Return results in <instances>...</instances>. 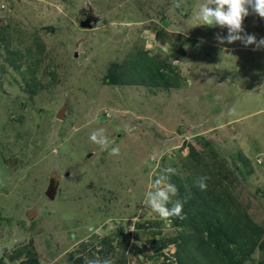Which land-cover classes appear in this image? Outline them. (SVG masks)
I'll return each mask as SVG.
<instances>
[{
  "label": "rangeland",
  "instance_id": "374dc122",
  "mask_svg": "<svg viewBox=\"0 0 264 264\" xmlns=\"http://www.w3.org/2000/svg\"><path fill=\"white\" fill-rule=\"evenodd\" d=\"M200 2L0 0V264H264V90L247 47L192 22ZM243 28L264 37L254 14ZM139 55L175 87L124 84ZM167 167L183 219L144 204Z\"/></svg>",
  "mask_w": 264,
  "mask_h": 264
},
{
  "label": "clouds",
  "instance_id": "9594fccd",
  "mask_svg": "<svg viewBox=\"0 0 264 264\" xmlns=\"http://www.w3.org/2000/svg\"><path fill=\"white\" fill-rule=\"evenodd\" d=\"M176 8H180L181 0H173ZM251 9V13L249 11ZM250 14H254L261 19H264V0H201L197 5L196 10L192 15V22L198 25H207L210 27L219 26L227 29V36L217 35L216 39L219 43H234L241 42L245 47L254 46L253 50L264 48V37L259 40L254 34H249L243 28L244 19ZM259 89L264 90V85H260ZM89 139L94 144L98 145L102 151H107L110 146V141L104 135V129H99L91 133ZM120 154L119 147H112L109 155L118 156ZM175 174V169L167 167L162 174L156 177L149 190L145 194L144 204L156 213L161 219H169L177 217L183 219V203L180 200L173 201L178 193L177 187L170 183V175ZM210 177L203 175L198 177L194 184L200 191L207 190V181ZM50 184V183H49ZM52 184V182H51ZM55 184L51 185L53 189V200L55 194ZM57 191V190H56ZM171 204V207L168 205ZM135 220H133L132 231ZM85 264H112L110 259L101 260L99 257L91 260H85Z\"/></svg>",
  "mask_w": 264,
  "mask_h": 264
},
{
  "label": "trees",
  "instance_id": "16d2710c",
  "mask_svg": "<svg viewBox=\"0 0 264 264\" xmlns=\"http://www.w3.org/2000/svg\"><path fill=\"white\" fill-rule=\"evenodd\" d=\"M147 57H142L139 55L137 57H133L130 62H128L123 69L125 70V75L127 76V79L124 84H131V85H142L147 88H155L157 90H168L170 87H175V82L173 83L171 80H175L173 76H170L168 74L169 70H163L162 72L156 73V75H153L156 77V81L150 80L149 72H151V64L147 65ZM156 65L153 67V69H156ZM167 69L168 66H167ZM112 78V77H110ZM115 79V78H113ZM104 83H107V79H103ZM180 195H183V192H179ZM213 201H215L213 199ZM171 207V206H169ZM213 208V207H212ZM183 214V213H182ZM183 215L187 216V213H184ZM174 218V217H171ZM204 218H202L203 221ZM192 223L197 224L199 223V219L194 217L189 218ZM217 223L220 226L226 227L227 226V220L225 218H220V220L217 219ZM264 243H262V246Z\"/></svg>",
  "mask_w": 264,
  "mask_h": 264
},
{
  "label": "crops",
  "instance_id": "0c3cea01",
  "mask_svg": "<svg viewBox=\"0 0 264 264\" xmlns=\"http://www.w3.org/2000/svg\"><path fill=\"white\" fill-rule=\"evenodd\" d=\"M258 39H260L259 36H258ZM231 44H233V43H231ZM253 47L254 46H249V47L246 48L247 49L246 51H248V54L250 56L252 55V57L250 58L251 61L250 60H248V61L245 60L244 61V65H246V62L248 63V65L251 64L250 65V74L251 75L250 76H246L244 78V80H243L246 83L245 85H246L247 89L248 88L249 89L254 88V87L251 86L249 77L252 76L256 80V87H257L258 84H259V86L261 85L262 78H264V60L263 59H259V55H262L261 52L264 51V50H262L264 48L259 49V50H253ZM236 53L238 54L239 52L236 51ZM257 66L263 67L262 71H260L259 68H257ZM238 68L239 69H241V68L245 69V66L244 67L239 66ZM259 86L256 88V90H257V92L261 93L262 90L259 89ZM258 111H260V110H258ZM258 111L254 112V113L246 112V114L237 113V115H229V116H227L230 119V122H228V123L229 124L230 123L233 124L232 126H237L239 124V122L246 121V119H251L253 114L257 113ZM253 124L254 123H250V120L248 122H246L247 126L254 127ZM254 125H256V124H254ZM254 128H256V127H254ZM256 158L257 157H255V159ZM55 182H56V184H55V192H56V190H57V181H55Z\"/></svg>",
  "mask_w": 264,
  "mask_h": 264
},
{
  "label": "water",
  "instance_id": "95a60500",
  "mask_svg": "<svg viewBox=\"0 0 264 264\" xmlns=\"http://www.w3.org/2000/svg\"><path fill=\"white\" fill-rule=\"evenodd\" d=\"M88 26H89V25H88ZM62 111H63V110H60V111L57 113V115H56V118H57V119H60V118H61ZM50 187H51V186H50ZM50 187L47 188V190H46V192H45V196H46L47 198H49V199H52V196H53V189L50 188Z\"/></svg>",
  "mask_w": 264,
  "mask_h": 264
},
{
  "label": "flooded vegetation",
  "instance_id": "af4514ba",
  "mask_svg": "<svg viewBox=\"0 0 264 264\" xmlns=\"http://www.w3.org/2000/svg\"><path fill=\"white\" fill-rule=\"evenodd\" d=\"M51 185H52L51 183H50V184L48 183V184H47V188L50 187ZM50 188H51V187H50ZM45 192H46V191H45Z\"/></svg>",
  "mask_w": 264,
  "mask_h": 264
}]
</instances>
